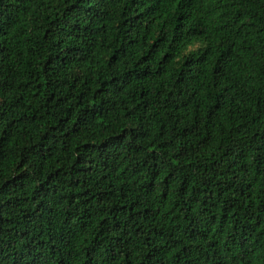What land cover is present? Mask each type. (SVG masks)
I'll return each instance as SVG.
<instances>
[{
  "label": "trees",
  "instance_id": "trees-1",
  "mask_svg": "<svg viewBox=\"0 0 264 264\" xmlns=\"http://www.w3.org/2000/svg\"><path fill=\"white\" fill-rule=\"evenodd\" d=\"M0 264H264V0H0Z\"/></svg>",
  "mask_w": 264,
  "mask_h": 264
}]
</instances>
